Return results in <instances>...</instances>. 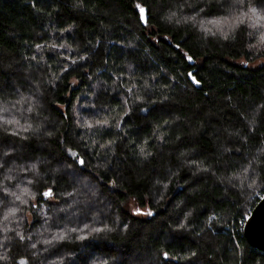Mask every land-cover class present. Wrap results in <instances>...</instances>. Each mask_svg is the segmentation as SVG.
Listing matches in <instances>:
<instances>
[{
  "label": "trees",
  "instance_id": "obj_1",
  "mask_svg": "<svg viewBox=\"0 0 264 264\" xmlns=\"http://www.w3.org/2000/svg\"><path fill=\"white\" fill-rule=\"evenodd\" d=\"M263 57L264 0H0V264H264Z\"/></svg>",
  "mask_w": 264,
  "mask_h": 264
},
{
  "label": "water",
  "instance_id": "obj_2",
  "mask_svg": "<svg viewBox=\"0 0 264 264\" xmlns=\"http://www.w3.org/2000/svg\"><path fill=\"white\" fill-rule=\"evenodd\" d=\"M243 236L249 245L264 252V197L254 205L246 218Z\"/></svg>",
  "mask_w": 264,
  "mask_h": 264
},
{
  "label": "rangeland",
  "instance_id": "obj_3",
  "mask_svg": "<svg viewBox=\"0 0 264 264\" xmlns=\"http://www.w3.org/2000/svg\"><path fill=\"white\" fill-rule=\"evenodd\" d=\"M263 59H264V57H263V58H257V59H255V60L253 61V64H254V65H258V64H260V63L263 61ZM242 62H243V61H242ZM132 210H133L135 213H137V214H144V211H145V210H142V209H139V208H135V207H133Z\"/></svg>",
  "mask_w": 264,
  "mask_h": 264
},
{
  "label": "built area",
  "instance_id": "obj_4",
  "mask_svg": "<svg viewBox=\"0 0 264 264\" xmlns=\"http://www.w3.org/2000/svg\"><path fill=\"white\" fill-rule=\"evenodd\" d=\"M264 197V192L260 193V198ZM246 221V220H245Z\"/></svg>",
  "mask_w": 264,
  "mask_h": 264
},
{
  "label": "snow or ice",
  "instance_id": "obj_5",
  "mask_svg": "<svg viewBox=\"0 0 264 264\" xmlns=\"http://www.w3.org/2000/svg\"><path fill=\"white\" fill-rule=\"evenodd\" d=\"M141 12H143V9H141ZM48 193H46V195H47ZM22 264H23V262H22Z\"/></svg>",
  "mask_w": 264,
  "mask_h": 264
}]
</instances>
